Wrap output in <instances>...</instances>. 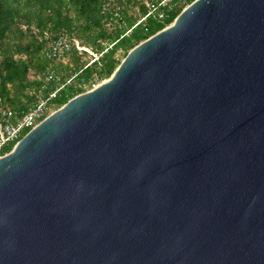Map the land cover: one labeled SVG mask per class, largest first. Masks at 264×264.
<instances>
[{
	"label": "water",
	"instance_id": "95a60500",
	"mask_svg": "<svg viewBox=\"0 0 264 264\" xmlns=\"http://www.w3.org/2000/svg\"><path fill=\"white\" fill-rule=\"evenodd\" d=\"M0 264H264V0H194L1 156Z\"/></svg>",
	"mask_w": 264,
	"mask_h": 264
},
{
	"label": "trees",
	"instance_id": "16d2710c",
	"mask_svg": "<svg viewBox=\"0 0 264 264\" xmlns=\"http://www.w3.org/2000/svg\"><path fill=\"white\" fill-rule=\"evenodd\" d=\"M158 1L0 0V111L10 112L16 122L48 100L49 114L108 79L130 50L171 24L184 9L163 21L148 17L138 24L147 14V4ZM61 37L68 38L71 49L61 59H52L47 52ZM75 41L98 59L78 50ZM49 72L55 79L47 78ZM14 146L7 145L0 154Z\"/></svg>",
	"mask_w": 264,
	"mask_h": 264
},
{
	"label": "built area",
	"instance_id": "2783aa9c",
	"mask_svg": "<svg viewBox=\"0 0 264 264\" xmlns=\"http://www.w3.org/2000/svg\"><path fill=\"white\" fill-rule=\"evenodd\" d=\"M189 0H160L155 3L147 4V14L141 20L138 21V24L147 20L148 17L157 18L158 20H165L169 13L175 11L176 9L188 6ZM75 46L78 50H85L89 54L94 56V60H97L98 57L93 54L89 49L80 47L79 43L75 41ZM71 49V43L68 38L61 37L55 40L48 52L47 55L52 59H61L64 54ZM48 79H55L52 72L47 74ZM73 78L67 80L65 84L60 88L62 89L65 85H69ZM99 84V83H98ZM98 84H93L92 88L96 87ZM91 88V89H92ZM59 89V90H60ZM89 89V90H91ZM88 91V90H87ZM58 90L53 92L49 99L55 97ZM48 115V100L41 101L36 105L32 110H30L23 117L18 119L16 122L11 121V113L7 110L2 109L0 111V153L3 148L9 144H16L21 138L28 133L31 129L36 127L44 118ZM3 156L0 154V157Z\"/></svg>",
	"mask_w": 264,
	"mask_h": 264
},
{
	"label": "rangeland",
	"instance_id": "374dc122",
	"mask_svg": "<svg viewBox=\"0 0 264 264\" xmlns=\"http://www.w3.org/2000/svg\"><path fill=\"white\" fill-rule=\"evenodd\" d=\"M102 81L99 82V84L101 83ZM54 110H49V114H51ZM48 114V115H49Z\"/></svg>",
	"mask_w": 264,
	"mask_h": 264
}]
</instances>
